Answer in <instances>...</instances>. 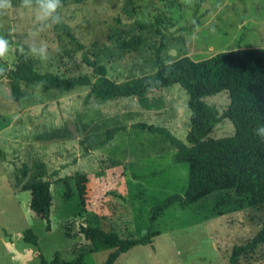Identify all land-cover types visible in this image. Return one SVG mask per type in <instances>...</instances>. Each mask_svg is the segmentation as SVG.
<instances>
[{
  "label": "rangeland",
  "instance_id": "374dc122",
  "mask_svg": "<svg viewBox=\"0 0 264 264\" xmlns=\"http://www.w3.org/2000/svg\"><path fill=\"white\" fill-rule=\"evenodd\" d=\"M12 4L7 14L0 9V35L13 50L3 61L14 67L20 46L28 54L30 43L44 40L49 59L29 56L38 71L62 77L87 73L94 79L84 57L104 64L112 79L124 82L154 73L159 53L168 62L184 55L198 60L222 50L264 46V0H66L58 9L61 22L73 29L81 45L61 23L29 37L34 15L19 10L20 0ZM134 36L141 37L137 49L120 47L121 40ZM23 89L24 96L14 101L8 79L0 78V264H41V254L51 262L56 253L73 262L81 251L86 253L84 264H103L113 249L92 252L80 225L140 237L149 225L150 208L185 191L189 164L173 161L176 149L160 133L133 124L166 126L187 141L189 94L179 83L172 84L151 94L160 103L148 110L136 97L105 102L92 97L86 102L89 86L62 92L23 83ZM204 100L220 113L230 104L226 90ZM116 126L126 129L98 148L106 131ZM234 131L225 118L209 137ZM77 171L89 178L85 207L73 178ZM60 177L68 178L71 198L65 197ZM46 179L52 182L50 229L30 208L31 184ZM227 192L213 193L203 207L194 204L183 210L174 204L157 220L160 234L153 242L135 246L114 264H229L234 246L246 244L259 231L264 208L210 217L218 209V197ZM27 229L37 236V244L25 240ZM238 264H264V244L242 255Z\"/></svg>",
  "mask_w": 264,
  "mask_h": 264
},
{
  "label": "trees",
  "instance_id": "16d2710c",
  "mask_svg": "<svg viewBox=\"0 0 264 264\" xmlns=\"http://www.w3.org/2000/svg\"><path fill=\"white\" fill-rule=\"evenodd\" d=\"M66 0H61V5ZM82 1V0H76ZM176 1V0H175ZM66 33L77 43L73 29L61 22ZM122 49H137L140 36L121 40ZM163 45V44H162ZM160 46L161 51L163 46ZM93 68V77L87 73L62 77L51 71L40 72L26 53L20 54L12 70L0 74L6 77L10 95L14 101L24 96L23 83L39 85L43 90L57 89L69 92L78 87L89 86L85 101L92 97L102 102L122 97H136L144 109L159 108L160 98L151 96L172 84L179 83L189 94L188 106L191 111L190 129L187 141L177 137L166 126L144 121L133 124L136 128L160 133L176 149L175 163L189 164V181L183 193L170 194L150 208L149 225L140 237H122L117 231L106 230L101 225H80L79 232L90 243L93 251L113 249L103 264H114L119 256L137 245L153 242L160 234L155 229L157 220L174 204L186 210L192 205L205 206L206 199L215 192L228 190L218 197L217 211L210 217L225 215L232 210L246 207L264 208V46L240 47L219 51L203 59L184 55L172 61H164L160 53L156 58L157 70L117 82L112 79L104 64L84 57ZM0 67H7L0 59ZM228 91L230 104L223 112L204 98L222 91ZM225 118L232 121L235 131L232 135L212 138L209 134ZM125 126L111 127L98 148L107 145ZM26 172V171H25ZM77 186L80 203L87 204L88 175L77 171L73 177ZM66 187L65 197L71 198L73 191L67 177H60ZM49 179L31 184L30 208L51 228L53 196ZM235 191L231 194L229 191ZM69 234V233H68ZM25 240L37 244V236L31 229L25 231ZM264 244V218L259 231L246 244L236 245L229 257V264H238L240 257L258 245ZM86 253L81 251L75 261H63L59 253L51 262L41 254V264H84Z\"/></svg>",
  "mask_w": 264,
  "mask_h": 264
},
{
  "label": "clouds",
  "instance_id": "9594fccd",
  "mask_svg": "<svg viewBox=\"0 0 264 264\" xmlns=\"http://www.w3.org/2000/svg\"><path fill=\"white\" fill-rule=\"evenodd\" d=\"M61 6V0H20L19 10H26L29 14L34 15V30H29L28 36H36L61 23L62 17L58 12ZM0 9L5 10V14H7L8 11L13 9L12 0H0ZM48 49L49 45L44 40H40L38 43L33 41L29 44L27 55L47 61L49 59ZM12 52V45L9 40L5 36L0 35V59L7 62ZM19 52L24 54L22 46L19 47ZM10 70H12V64L8 63L7 67H0V74ZM261 131L264 132V129H261Z\"/></svg>",
  "mask_w": 264,
  "mask_h": 264
}]
</instances>
